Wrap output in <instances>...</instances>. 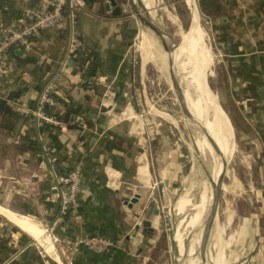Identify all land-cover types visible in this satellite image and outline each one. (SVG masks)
Masks as SVG:
<instances>
[{"label":"crops","instance_id":"obj_1","mask_svg":"<svg viewBox=\"0 0 264 264\" xmlns=\"http://www.w3.org/2000/svg\"><path fill=\"white\" fill-rule=\"evenodd\" d=\"M39 1L16 0V7L22 12ZM220 7V14L210 22L211 38L218 57L225 63L233 101L249 117H256L258 128L251 135L257 148H249L258 164L245 165L246 175L252 176L248 187L255 189L252 198L256 207L240 218L235 211L226 210L227 224L239 222L234 236L228 239L224 259L226 264H264V0H221ZM0 26H4L1 16ZM78 33L86 47L101 60L96 78L89 83L92 90L83 89L79 60L65 58V29L44 32L28 50H13L8 57L10 72L0 80V96L12 93L20 96L9 101L18 117L0 116V207L29 218L56 237L77 241L101 235L114 240L116 248L95 254L82 246L74 253L58 246L59 254L52 247L50 256L44 247L46 257L39 250L38 241L0 215V264H153L152 253L165 241L159 210L165 207L166 194L175 189L182 167L177 161V150L164 145L166 136L156 133L155 127L141 130L134 122L138 120L134 111H130L133 55L127 41L132 33L129 20L121 13L112 16L106 2L87 3L78 20ZM202 33L196 38L198 45L203 41ZM19 58L33 63H23ZM35 83L52 85L57 105L50 114L56 119L63 118L70 106L79 108L80 113L69 118L75 128L66 125L50 128L60 140V149L50 144L48 132L37 131L45 126L36 127L32 117L40 96ZM106 90L115 93L112 113L124 110L117 122L113 118L110 123L105 116ZM23 135L38 141L44 151L42 155L19 150ZM112 145L115 148L108 149ZM76 166L81 167L83 178L78 213L68 214L59 225L53 226L58 204L50 191V171L62 175ZM117 179V187H111ZM135 194L140 198L131 208L122 203L123 197ZM150 210L154 214L151 219ZM144 221L151 223L150 239L143 234ZM136 226L139 230H135ZM198 235L193 264H202L198 254L202 223L190 229L184 249L187 242L191 251L192 237ZM210 258L212 264H218L214 254Z\"/></svg>","mask_w":264,"mask_h":264},{"label":"rangeland","instance_id":"obj_2","mask_svg":"<svg viewBox=\"0 0 264 264\" xmlns=\"http://www.w3.org/2000/svg\"><path fill=\"white\" fill-rule=\"evenodd\" d=\"M98 1V3L106 2L109 5L107 0ZM115 1L118 5L128 3L132 14L135 15V19L131 17L126 19L122 15V17L126 20H129V28L132 31L127 41L129 43L130 54L133 55V66H131L133 72L130 76L131 82L133 81L131 84L132 109L130 111L133 110L134 116L138 119L134 122L138 123L141 130L145 131L146 126H148L149 128L155 127L156 133H163L164 137L166 136L165 141L167 142V145H164L166 148L172 147V150H177L179 157V159L177 158V161L179 162V166L182 167L181 173H179V177L175 181V189H172L171 192L166 194V203H163L165 207H160L159 210L161 212V228L165 241L156 246L159 249L158 251L155 250V252L152 253L154 257L153 264H175L173 250L175 245L172 242L174 230L171 216L173 217V213L179 207L181 201L175 205V200L182 192L183 185L193 165V137L189 134L187 125L175 98L170 91L166 80L161 74L160 69L158 68V62L162 65V67L165 62L163 63L160 59L155 57L145 60L143 58L144 56H142L140 43L144 40V33L142 32L144 28L136 18V14L130 5V0ZM199 1L200 0H196L199 23H196L195 28L192 29L185 45L178 49V51L183 55V57L188 58L189 61H191L190 64L194 68H196L200 62H203L200 68L202 80L204 77L209 90L217 98V104L220 107L225 120L232 128L230 143L227 145V149L225 150V133L221 121L213 109L212 123L214 132L219 140L218 148H221L220 153L222 155V157L219 156V160L217 162L218 167L216 168V178L219 176L221 171L222 160L224 159L228 162L225 188L218 209L217 223L214 226L211 237L213 254L217 257L218 264H223L225 263L224 252L226 251V244L229 241L228 239H230L231 236H234L232 234L234 233V230H236L239 222L234 221L232 224H227L226 210L235 211L237 216L240 218L241 216L248 215L252 212L253 208L256 207L254 198H252L255 195V189L248 187V184L250 183L249 179H251L252 176L250 177L246 175L245 165L251 164V166L256 167L258 164L257 158L252 155V152H249V148H257V146L253 144L254 141L251 139V135H254L253 133L257 132L258 128L255 126L256 117L252 115L249 117L248 113L245 112V110L240 109L235 103L236 101H233L232 94L229 91L228 76L224 68L225 63L218 57L215 43L211 38V18L201 12L199 8ZM147 6L150 10H152L151 13L153 16L169 32L172 39L178 42L190 25V12L188 9L191 6L190 0H147ZM201 33L204 35L203 41L200 45H198V43H196V38L199 37ZM160 57L162 58V56ZM192 95L194 94L192 93ZM192 95L188 93L187 100L188 102L190 100L189 104L192 109H197L196 101L193 97H191ZM194 106H196V108ZM123 111H116L113 114L114 117L109 119L108 122L113 123L111 122V120L113 121V118L116 120L117 118L119 119V116ZM153 132L154 129L152 130V133ZM156 140L158 141L157 137ZM159 142L160 140L157 143L159 144ZM162 146L163 144L161 143L160 148ZM196 174L197 173H194L190 177V183L199 175V172L197 175ZM247 180H249V182ZM135 190L139 189L135 188ZM128 192L130 193V191ZM205 209L206 206L197 215V217L193 218L189 222L182 244V255L184 253L185 239L187 238L190 229L202 223ZM153 216V211L150 210V219L154 218ZM46 235L51 241L53 240L50 231L47 230ZM30 237L38 241L36 243L44 256H46L44 246L48 251V255H53L50 241H48L47 244L44 242L43 245L37 235ZM191 241L193 246L191 247L189 254L194 255L199 244V235L192 237ZM54 247L55 249L53 248V250L59 254L58 245L55 244Z\"/></svg>","mask_w":264,"mask_h":264},{"label":"built area","instance_id":"obj_3","mask_svg":"<svg viewBox=\"0 0 264 264\" xmlns=\"http://www.w3.org/2000/svg\"><path fill=\"white\" fill-rule=\"evenodd\" d=\"M85 11V0H40L37 4L24 8L19 21L13 22L8 26H0V80L7 77L10 72L8 63L10 53L20 48L28 50L32 42L40 39L44 32L67 30L66 60L70 58L84 59L88 48L78 33V20L80 15ZM120 13L126 19H129V17L135 19V15L132 14L128 3L120 4ZM104 97L105 101L103 105L108 110L105 112V116L107 119H111L114 117L110 109H113L112 103L115 93L106 90ZM56 105L57 102L53 97L52 85L48 84L40 93L37 106L32 112L36 127L40 128L47 125L54 128H62L65 126L54 115L45 111V107L51 110ZM117 121L118 119L114 120V122ZM49 176L51 179L50 191L55 196L58 204V217L53 223V226H57L67 214L72 213L76 215L78 213V197L83 181L82 169L80 166H76L62 175H57L52 170ZM108 179L110 182L111 179ZM117 185L118 179L114 186L111 187L116 188ZM52 238L53 240H50V242L53 248L56 244L73 253L77 252L80 246L95 254L108 253L116 248L114 240L101 235L88 236L77 241L59 238L55 235H52Z\"/></svg>","mask_w":264,"mask_h":264},{"label":"bare ground","instance_id":"obj_4","mask_svg":"<svg viewBox=\"0 0 264 264\" xmlns=\"http://www.w3.org/2000/svg\"><path fill=\"white\" fill-rule=\"evenodd\" d=\"M141 1L146 7V9L152 11L147 6V0H141ZM190 7L188 9H190ZM198 20H199V16L197 11H195L194 22L190 28V34L192 29L195 28L196 23H199ZM142 32L144 33V40L140 43V50L142 52V56H144L143 58L145 60H148L150 58L155 57L157 59H160V61H162L163 63L164 62L166 63L165 59L167 57L165 55L160 54L159 51L156 52L155 42L151 38L148 31L144 29ZM186 41L178 49L182 48L185 45ZM178 49L170 57L173 58L174 72L178 77V82L180 87L182 88V93L184 95L186 104L188 105L190 111L196 116L198 121L204 126V128H206V130L212 136V138L214 139V141L218 146L219 140L216 133L214 132V127L212 123L213 109L215 110L218 118L221 121L225 133L226 139L224 146L226 150L227 145L230 143V138H231L230 127L228 122L225 120L220 107L217 104V98L209 90V87L204 77L202 80V75L200 74L201 72L200 68L203 62H200L199 65L196 68H194L190 64L191 61H189L188 58L183 57V55L178 51ZM158 54L162 56V58ZM188 93L190 95H192V93L194 94L191 97L195 99L197 109H192V107L190 106L189 104L190 100L189 102L187 100ZM196 106L194 107L196 108ZM188 129L190 130V133L193 137L192 155L193 158L195 157V159L197 160L198 168H196V171L197 174L199 172V175L194 180H192L191 183L189 182L190 177L194 174L195 171L193 164L190 173L188 174L187 179L183 185V190L175 200V205H177L181 201L179 207L177 206L178 209L173 213V217L171 216L173 225L175 226L173 239L176 249L178 250L179 257H182V246H183L182 244L185 238V232L189 222L193 218L197 217V215L202 211V209L205 208V206L207 208L218 180V177L216 178V168L218 167L217 162L219 160V156L214 152L212 147H210V145L205 141L204 138L202 139L199 137V135L193 130L192 127L188 126ZM0 215L4 216L8 221L13 223L14 225L18 226L28 236L37 235L39 237L38 239L41 240V243L43 245L44 242L47 244L48 241H50L49 237L45 234V231L39 228L37 225H35L29 218L17 216L12 212L5 210L2 207H0ZM203 221L204 218L202 220V228H203ZM187 252H188L187 253L188 258L186 264H193L196 261L195 260L196 255L195 254L190 255L189 248ZM198 254L200 256V260L202 264H209L204 260L202 238H201V245Z\"/></svg>","mask_w":264,"mask_h":264},{"label":"water","instance_id":"obj_5","mask_svg":"<svg viewBox=\"0 0 264 264\" xmlns=\"http://www.w3.org/2000/svg\"><path fill=\"white\" fill-rule=\"evenodd\" d=\"M109 3V6L111 8V15L112 16H119L120 15V7L116 3L115 0H107ZM191 1V7L189 9L190 12V25L188 29L186 30L183 37L178 41H174L172 37L170 36L169 32L160 24V22L151 14L152 11H149L146 9L144 4L141 0H130V5L133 8L134 13L136 14L137 20L140 22L142 27L148 31L151 38L155 42L156 46V52H160V54L165 55L167 58L165 59L166 63H164V66L160 65L158 62V68L160 69L161 74L163 75L164 79L166 80V83L172 92L175 101L180 109V112L185 120V123L192 127L193 130L199 135L200 138H204L205 141L212 147L214 152L222 157L220 153V149L218 148L216 142L212 138V136L208 133L206 128L198 121L196 116L190 111L188 105L186 104V101L184 99V95L182 93V88L179 85L178 77L176 73L174 72V61L173 58L170 57L174 52L187 40L189 34H190V28L194 22L195 17V11L198 13L196 0H190ZM187 126V129H188ZM189 134L190 130L188 129ZM193 164H194V173H197L196 168L197 167V160L195 157L193 158ZM227 168H228V162L226 160H222V168L218 176L217 184L214 189L213 195L211 197V200L208 203V206L204 213V221H203V228H202V241H203V255L205 262L211 264V258L210 256L213 254L212 251V243H211V237L212 232L215 226V222L218 218V209L220 205V201L224 192L225 188V179L227 176ZM197 175V174H196ZM140 198V195L135 194L131 198H122V203L127 206L128 208H131L132 205L136 204ZM173 225V230H174ZM143 228V234L147 238L152 237L153 229L151 227V223L149 221H144L142 223ZM135 230H139V226L135 227ZM172 242L174 243V239L172 238ZM145 245L148 247L151 246L148 242H144ZM185 250L182 257H179L178 250L176 249V246L173 248L174 250V262L175 264H186L187 261V242L185 243Z\"/></svg>","mask_w":264,"mask_h":264},{"label":"trees","instance_id":"obj_6","mask_svg":"<svg viewBox=\"0 0 264 264\" xmlns=\"http://www.w3.org/2000/svg\"><path fill=\"white\" fill-rule=\"evenodd\" d=\"M86 4L87 3H93V2H99L98 0H85ZM221 0H200L199 1V8L201 12L212 18H215L220 14L221 10ZM0 16L2 18V22L4 26H8L12 24V22L19 21L22 17V12L16 7V0H0ZM19 61H22L23 63H29L32 62L33 60L30 59H18ZM80 69L82 71V80H84L83 84V89L86 90H92L94 89L92 85L89 83L96 78V75L98 71L101 68V60L96 52L88 48L87 55L85 56L84 59L79 60ZM39 80H41L39 78ZM46 85L44 83H35L34 88L36 90H39L41 93L42 90L44 89ZM20 96L19 93H12L9 94L7 97H1L0 96V116L2 117H8V118H17L16 112L12 111V109L9 106V101H12L14 99H17ZM37 106V103H36ZM45 111L50 113V110L45 107ZM79 108H73L70 106V109L65 113L63 118H59L58 120H62V122L67 126V128L73 129L76 127V125H72L70 123L71 116L78 115ZM87 124L90 126V123L87 122ZM54 129L50 126H45L44 128L37 129L39 133L43 132H48L49 134V140L50 144L55 148V149H60L62 147L59 138L57 135L53 134ZM82 138H80V141ZM115 148V146H110L108 149ZM19 150L24 152V151H31L33 154H40L44 152L42 149V146L38 143V141H32L29 139L28 136L23 135L22 136V144L19 146ZM58 214V212H57ZM70 214V213H69ZM68 214L64 217L66 218ZM12 231H16V228L10 227ZM93 236V235H92Z\"/></svg>","mask_w":264,"mask_h":264}]
</instances>
